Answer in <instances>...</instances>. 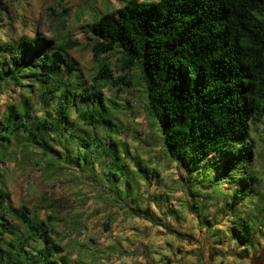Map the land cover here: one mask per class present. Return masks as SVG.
Segmentation results:
<instances>
[{"label": "trees", "instance_id": "trees-1", "mask_svg": "<svg viewBox=\"0 0 264 264\" xmlns=\"http://www.w3.org/2000/svg\"><path fill=\"white\" fill-rule=\"evenodd\" d=\"M81 27L97 63L90 76L68 53L74 39L7 40L0 32V92L20 90L0 115V156L52 149L57 166L67 167L85 164L87 150L100 146L115 164L116 143L103 146L99 130L117 128L120 105L102 89L133 87L135 75L166 154L187 177L206 176L215 192L206 201L219 205L239 242L252 240L264 226V195L251 169V125L264 126V0H124ZM113 52L116 78L105 58ZM38 202L14 203L0 185V264H69L59 255L56 216L44 196ZM192 207L199 216L200 206Z\"/></svg>", "mask_w": 264, "mask_h": 264}, {"label": "rangeland", "instance_id": "rangeland-1", "mask_svg": "<svg viewBox=\"0 0 264 264\" xmlns=\"http://www.w3.org/2000/svg\"><path fill=\"white\" fill-rule=\"evenodd\" d=\"M123 1L0 0V32L7 33V40L35 34L62 41L74 39L77 44L68 53L90 76L97 63L86 39L91 34H85L81 26L90 22L94 13ZM105 58L111 64L112 78L122 74L113 69L117 52ZM131 80L133 87L108 82L102 89L120 105L113 119L117 128L106 125L99 130L103 146L108 147L112 140L116 143L120 160L115 164L119 168L100 146L91 154V149L87 150L82 167L57 166L52 149L46 155L33 150L31 157L20 159L10 149L0 156V185L14 203L27 204L30 209L44 196V205L56 216L55 232L62 238L64 249L59 255L69 264H177L176 260L183 261L182 254L195 261L201 257L198 252H208L204 249L208 239L220 244L224 264H231L230 259L246 264V258H264V226L256 227L248 242L232 236L219 205L206 201V196L215 195L206 176L192 173L187 177L166 154L159 129L149 124L144 111L140 81L135 75ZM19 91L7 88L0 92V115L9 102L17 100ZM40 106L36 100L37 112ZM251 130V169L258 178L256 189L264 195V126L251 125ZM194 202L200 206L199 216L192 210ZM41 212L43 216L49 211ZM204 215L211 225L205 223ZM193 244L197 247L190 246Z\"/></svg>", "mask_w": 264, "mask_h": 264}, {"label": "crops", "instance_id": "crops-1", "mask_svg": "<svg viewBox=\"0 0 264 264\" xmlns=\"http://www.w3.org/2000/svg\"><path fill=\"white\" fill-rule=\"evenodd\" d=\"M203 232V230H201ZM205 248L207 249V253H200L198 252V255L201 257L195 258V261L192 260L190 257H186L182 254L183 261L181 262V259L179 262L176 260L177 264H224V255L223 252L221 251V246L220 244L215 243L212 240H205ZM191 247H197V244L190 245ZM188 255V254H187ZM226 258L229 260L230 258L226 256ZM231 260V259H230ZM229 263L231 264H238L233 261H230ZM256 260V259H255ZM175 261V259H174ZM247 263L246 264H264V258H262L260 261H254L250 260V258H246Z\"/></svg>", "mask_w": 264, "mask_h": 264}, {"label": "flooded vegetation", "instance_id": "flooded-vegetation-1", "mask_svg": "<svg viewBox=\"0 0 264 264\" xmlns=\"http://www.w3.org/2000/svg\"><path fill=\"white\" fill-rule=\"evenodd\" d=\"M255 259H256V260H255ZM261 259H262V256H260V258H257V257H256V258H254V261H257V262H258V261L261 260Z\"/></svg>", "mask_w": 264, "mask_h": 264}]
</instances>
